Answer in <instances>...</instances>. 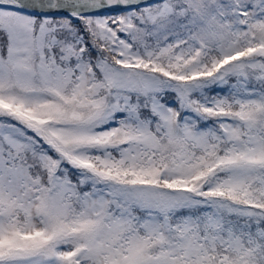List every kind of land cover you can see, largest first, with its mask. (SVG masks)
Here are the masks:
<instances>
[{
	"label": "snow or ice",
	"instance_id": "6c2138e0",
	"mask_svg": "<svg viewBox=\"0 0 264 264\" xmlns=\"http://www.w3.org/2000/svg\"><path fill=\"white\" fill-rule=\"evenodd\" d=\"M0 264H264V0H0Z\"/></svg>",
	"mask_w": 264,
	"mask_h": 264
}]
</instances>
